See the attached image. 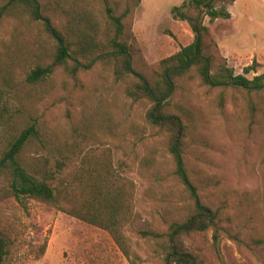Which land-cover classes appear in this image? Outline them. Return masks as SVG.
<instances>
[{"label": "rangeland", "instance_id": "1", "mask_svg": "<svg viewBox=\"0 0 264 264\" xmlns=\"http://www.w3.org/2000/svg\"><path fill=\"white\" fill-rule=\"evenodd\" d=\"M39 1L53 26L67 33L70 4ZM88 1L101 40L106 5ZM108 1L118 14L131 9L125 40L133 49L134 68L148 79H157L161 63L193 42L189 25L171 14L188 0ZM6 2L0 0V5ZM229 11L230 20H205L214 42V72L226 64L242 75L256 61L257 72L248 79L264 75V0H236ZM55 48L40 24L19 15L1 19L0 155L36 126L39 136L26 145L22 160L26 165L48 163L57 171V161L63 159L64 170L51 184L66 190L60 201L65 212L34 200H0V229L11 241L5 264H164L158 234L184 221L193 206L175 174L168 134L147 120L149 101L128 97V83L116 79L114 66L96 61L76 78L56 68L30 83L33 70L52 62ZM169 101L188 126L184 160L190 180L203 202L219 211L221 226L242 241L223 233L215 244L208 232L192 237L188 246L201 264H264V88L255 93L232 85L208 87L194 69L178 79ZM98 178L109 187L114 182L124 186L127 214L120 227L131 260L107 230L67 212H78L92 190L88 186ZM6 187L0 178V190Z\"/></svg>", "mask_w": 264, "mask_h": 264}, {"label": "trees", "instance_id": "2", "mask_svg": "<svg viewBox=\"0 0 264 264\" xmlns=\"http://www.w3.org/2000/svg\"><path fill=\"white\" fill-rule=\"evenodd\" d=\"M6 1L0 5V21L5 15L25 17L40 24L44 32L55 42L52 62L33 70L28 77L30 83L36 84L49 77L56 68H64L71 77L76 78L82 69H88L96 61H100L114 66L116 79L128 83L126 93L129 98L134 102L142 100L150 102L147 120L168 134L175 174L185 184L193 203L184 221H175L166 232L158 234V238L162 239L164 264H201L198 255L188 246V241L199 234L212 232L214 243L217 244L221 235L225 233L238 244H242L238 235H231L221 226L219 211L203 202L196 186L190 180L184 160L188 126L179 113L171 110L169 101L178 79L190 74L194 69L198 71L203 84L208 87L232 85L236 90L245 89L255 93L264 88V75L252 80L247 77L252 72H257L256 61L244 68L242 75H235L226 64L214 72L217 61L210 51V45L214 42L205 20L208 18L212 24L218 20H230L232 14L229 7L233 6L236 0H188L181 6L173 8L171 12L173 19L189 25L194 36L193 42L161 63L163 73L157 79H148L134 68L133 49L125 40V20L131 12L129 7L118 14L108 0H103L106 5L107 28L100 40V26L88 0H66L71 6L66 11L71 24L67 33L53 26L50 18L44 14L39 0ZM72 34H75V41H71ZM249 108L252 117L255 118L254 105L250 103ZM38 136L36 126H31L23 131L9 150L0 155V178L7 184L6 188L0 190V200L14 199L21 204L26 200H34L65 212L66 209L62 207L60 201L66 190L57 191L51 184L64 170L63 159L57 161V171L52 170L48 163L26 165L22 160L24 148ZM100 178L98 181L93 180L88 186L92 190L78 212L72 210L67 212L82 221L107 230L123 255L131 260L132 252L120 227L124 220L122 215L127 214L124 211L126 191L120 183L114 182L109 187L108 181ZM10 250L11 241L5 231L0 229V264L6 263Z\"/></svg>", "mask_w": 264, "mask_h": 264}]
</instances>
